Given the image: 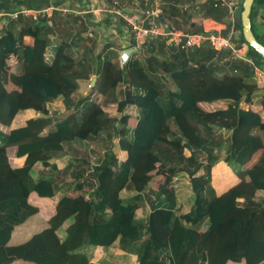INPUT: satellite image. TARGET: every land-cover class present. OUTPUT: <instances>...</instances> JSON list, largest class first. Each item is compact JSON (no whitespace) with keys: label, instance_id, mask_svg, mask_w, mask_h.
Listing matches in <instances>:
<instances>
[{"label":"trees","instance_id":"1","mask_svg":"<svg viewBox=\"0 0 264 264\" xmlns=\"http://www.w3.org/2000/svg\"><path fill=\"white\" fill-rule=\"evenodd\" d=\"M48 1L0 0V10H41ZM255 1L264 2L252 1L251 30V16L264 21ZM205 12L223 15L220 7ZM30 16L21 14L0 31V74L10 78L6 87L0 81V264H89L86 246L103 248L112 264L262 261L264 203L254 196L264 194V89L252 81V67L236 62L220 70L213 56L229 58L227 53L205 43L185 52L171 49L169 57L147 49L143 61L133 54L124 66L104 47L92 69L66 43L50 42ZM235 26L253 62L264 65L243 40L239 15ZM90 74L97 98L74 101L79 80ZM7 95L17 98L12 109L2 104ZM56 104L63 112L51 115ZM105 121L111 128L105 135L113 140L108 156L90 168L89 184L86 179L56 194L54 181L31 177L35 164L49 166L65 142L96 137ZM223 131L228 147L221 168L213 155L200 161L185 154L190 147L204 149L212 143L210 133ZM10 154L21 164L11 166ZM225 178L232 182L217 190ZM125 188L134 192L127 201L120 196ZM140 192L149 198L144 219L138 216ZM44 200L49 210L39 205ZM177 202L185 207L178 212ZM68 221L60 239L57 231Z\"/></svg>","mask_w":264,"mask_h":264},{"label":"crops","instance_id":"2","mask_svg":"<svg viewBox=\"0 0 264 264\" xmlns=\"http://www.w3.org/2000/svg\"><path fill=\"white\" fill-rule=\"evenodd\" d=\"M183 1L185 0H163V21L165 24H175L178 26L176 28L189 33L198 32L196 31L198 26L202 27L203 30L211 28L220 33L226 30L223 15L217 14L215 18L206 14V9L210 6L212 7L210 1L202 4L198 12L181 11L179 6ZM48 2L49 5L47 7L54 6L58 9L48 10L42 17L36 16L33 18L29 15L33 20L31 24L39 21V24L42 26L41 31L47 39L52 43L60 41L66 43L69 47L68 51L69 49L71 50L69 52L74 58L82 56L91 63V59L104 47L114 51V54L119 56L124 49L130 48L127 45L131 43L134 44L132 47L136 48L137 51L135 50L129 57L134 54L140 59L138 53L144 51L142 55L147 54L149 50L154 55L169 56L171 48L166 47L164 44L163 47H160V43L162 42L158 39H153L149 47L142 45L144 49L141 48V45L134 40L122 19L108 16L103 11L107 7L108 0H49ZM140 3L143 7L146 6V0H140ZM2 28L3 25L0 22V31ZM25 40L29 43L31 42V38L29 37L25 38ZM147 49L149 50L146 51ZM212 61L218 65L220 70L232 64L227 57H223L218 53H215ZM260 67L264 69V66ZM53 157H56V155H53L51 159ZM50 160L49 166L51 167ZM36 165L39 164H35L34 166ZM49 166L44 167V169ZM97 250L100 251L101 258L106 257L109 260L111 259L100 246H86L84 254L88 257L89 263L95 259ZM113 253L119 255L121 252L115 249ZM130 258L134 262V257L131 256Z\"/></svg>","mask_w":264,"mask_h":264},{"label":"rangeland","instance_id":"3","mask_svg":"<svg viewBox=\"0 0 264 264\" xmlns=\"http://www.w3.org/2000/svg\"><path fill=\"white\" fill-rule=\"evenodd\" d=\"M256 3H257V5H256ZM139 4H141L140 0H139ZM254 5H255V9L259 8L257 6L263 7V4H261V2L255 1ZM140 6H142V5H140ZM178 11H179V9H178ZM251 24H252V30H253L254 34L258 37L259 41L264 45V40H262L260 37V23H258L257 19L253 18V16H251ZM172 25L175 27H178L175 24H172ZM103 34L105 35V33H103ZM145 44H146V42L142 43L141 48L144 49V47H142V45H145ZM69 51H71V50L69 49ZM73 51H75V50H73ZM142 53H144V51L138 53V57L140 58L141 61L144 60V57L146 55V53L143 55H142ZM119 56L114 54L113 62H116L118 65H121L120 60H119ZM222 56H224V54H222ZM166 57H169V56L167 55ZM76 58H78V57H76ZM228 60L231 61L232 63H236V62L238 63L239 62V61L231 60L229 58H228ZM95 64H96V60H95V56H94L91 59V63H90L92 69L95 67ZM260 66H264V65H260ZM92 78H93V76H92V74H90L87 79L79 80L78 88L74 91V93L72 95V98L74 99V101H76L77 99L82 98L84 96H87V95L90 96L91 100L97 98V94L91 90L92 85H93V84H91ZM9 79H10L9 75H6L4 73L0 74V81L1 82L4 81L5 87H6V82ZM121 87L122 86H119V88H121ZM16 99L17 98L14 96L7 95L6 99L4 100V102L2 104L5 108L11 107V109H12L13 108L12 105L15 103ZM61 111L63 112V110H61V107L58 106V104H56V106H53V109H51V115L61 113ZM106 111L109 114L114 113L113 110H106ZM75 114L78 115L77 113H75ZM262 116L264 118V111H263ZM17 123H19V120H18V118H15V124H17ZM102 127H103L104 131H102L96 137H91V138L89 137L87 139L86 138L85 139L73 138L71 140H68L66 143H64L63 149L55 154L56 157H53L50 160V164L52 166L51 167L49 166L48 168H46L47 170L44 169L43 167H41L40 165H36V166L32 167L30 170L31 177H33V179L45 178V179H49V180L54 181V189L57 190L56 194L62 193L66 189H71L75 186V184H77L79 182H84L86 179H88L87 183L89 184V178H90L89 176H90V170H91L90 168L93 165H95L97 162H99V160H101L102 158H106L108 156V153H109V149H108L109 144L108 143H110V141L113 140V139H110L109 137H107L105 135V131L111 130L110 124L105 121V122H103ZM201 134L204 135V133H202V132H201ZM227 138H228V133L226 131H223L221 133L212 132L208 135V139L212 142L211 144H209V145L207 144L204 149H195L193 147H190L187 150H185V154L192 152L194 157L200 161H204L208 157V154L213 155V157L216 160H218V163L216 164V166L218 168H221V166H222L221 160L223 159V157L225 155V150L228 147ZM112 148L116 149V146L113 145ZM11 154L9 155L10 156L9 157V164L11 166L20 165L22 158L21 157H13ZM67 164H70V167H69V169L65 170L64 168ZM57 169H59V171H57ZM156 170L160 171L163 176L166 175V172L162 167L159 166L156 168ZM147 178L148 177H142L140 179H147ZM162 180L163 179L161 178L160 180L154 182L153 188H156L158 186V184L162 182ZM231 182H232V180H230L229 178H225L222 181L216 183L214 186L216 187L217 190H220L221 188H224L226 185H228ZM167 191H168V193H171L170 186H167ZM88 192H89L88 188H83L82 193L85 196L88 195ZM133 194H134V192L128 188H125L120 192V196H121L123 201L129 200ZM254 200L257 202L259 201V202L264 203V194H262L260 191H257L255 196H254ZM138 202L140 203V206H141L139 213H138V216L142 217V219H144V217L146 215V211L149 207V198L143 192H140ZM39 205L44 210L50 209V202H47V200H44V202L43 201L40 202ZM179 208L183 209L185 207L183 205H180L179 202H177L174 209H176L175 211L178 212ZM68 224H69V221L66 222L57 231L60 239H62L64 237V235H65L64 230ZM100 255H101L100 251L97 250V252L95 253V259H93L92 262L90 261L89 264H112L113 261L110 262L111 259L109 260L106 257L101 258ZM195 264H204V262L201 260V258H199L198 262ZM256 264H264V259L262 261L256 263Z\"/></svg>","mask_w":264,"mask_h":264},{"label":"built area","instance_id":"4","mask_svg":"<svg viewBox=\"0 0 264 264\" xmlns=\"http://www.w3.org/2000/svg\"><path fill=\"white\" fill-rule=\"evenodd\" d=\"M207 1L211 2L212 7H220L223 10L225 28L228 25L226 33L222 34L211 28L204 29L203 32L189 33L165 24L163 0H146L144 7L140 6L139 0H108L103 11L108 16L122 19L139 45L151 39H160L166 47L177 51L185 52L207 43L217 51L226 52L229 59L249 64L252 67L253 81L258 87L264 88V69L253 62L246 44L238 41L239 30L235 25L241 0H185L179 9L198 12L201 5ZM262 4L264 8V2ZM52 9L58 8L50 6L41 10H31L19 7L8 12L0 10V22L5 25L16 20L21 14L35 18ZM260 37L264 40V21L260 23Z\"/></svg>","mask_w":264,"mask_h":264},{"label":"water","instance_id":"5","mask_svg":"<svg viewBox=\"0 0 264 264\" xmlns=\"http://www.w3.org/2000/svg\"><path fill=\"white\" fill-rule=\"evenodd\" d=\"M253 0H242L241 2V10L239 12V20H240V26H241V34L243 37V40L247 43L249 47H251L256 53L264 59V45L259 43L250 28V19H249V12L252 5ZM136 48L130 47L127 49H124L120 56V64L121 66H124L127 62L129 55L133 52H135ZM95 78L93 77L91 79V84H93Z\"/></svg>","mask_w":264,"mask_h":264}]
</instances>
